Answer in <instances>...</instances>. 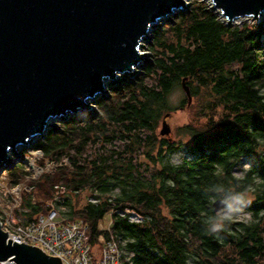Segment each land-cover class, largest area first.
I'll list each match as a JSON object with an SVG mask.
<instances>
[{
	"label": "trees",
	"instance_id": "16d2710c",
	"mask_svg": "<svg viewBox=\"0 0 264 264\" xmlns=\"http://www.w3.org/2000/svg\"><path fill=\"white\" fill-rule=\"evenodd\" d=\"M149 46L152 61L99 98L98 116L68 118L38 140L56 166L28 179L17 214L35 220L64 188L58 201L68 218L88 221L94 246L111 214L126 250L121 264H264V21L228 24L206 1H194L155 29ZM184 78L193 107L177 128L185 141L158 131L167 112L168 119L188 107ZM177 88L179 104L171 100ZM89 144L99 148L88 152ZM182 148L188 155L173 161ZM66 154L70 165L61 161ZM143 164L153 167L149 176ZM28 173L17 163L10 182ZM219 197L237 198L250 216H221L213 205Z\"/></svg>",
	"mask_w": 264,
	"mask_h": 264
},
{
	"label": "water",
	"instance_id": "95a60500",
	"mask_svg": "<svg viewBox=\"0 0 264 264\" xmlns=\"http://www.w3.org/2000/svg\"><path fill=\"white\" fill-rule=\"evenodd\" d=\"M190 3L0 0V172L24 160L19 144L27 146L33 137L46 136L53 124L49 118L64 121L84 112L92 107L91 99L96 103L99 96L111 93L107 81L116 85L122 80L120 73L136 74L138 67L149 63L143 41L153 37V25L188 10ZM210 4L220 9L228 24L239 17L260 21L264 16V0H211ZM185 80L189 105L192 94ZM170 114L164 115L162 135L172 133ZM226 204L222 197L213 202L215 210ZM0 260L63 264L59 256L14 238L1 222Z\"/></svg>",
	"mask_w": 264,
	"mask_h": 264
},
{
	"label": "built area",
	"instance_id": "2783aa9c",
	"mask_svg": "<svg viewBox=\"0 0 264 264\" xmlns=\"http://www.w3.org/2000/svg\"><path fill=\"white\" fill-rule=\"evenodd\" d=\"M36 141V140H35ZM38 141V139H37ZM38 158L35 156L34 145L31 146V153L26 152L23 159L29 161L30 168L27 176L38 177L45 167L53 170L56 163L49 158H44L43 150ZM36 148V147H35ZM32 154H34L32 156ZM43 156V164L39 163ZM28 168V167H27ZM34 170L38 174H34ZM48 171V169H46ZM3 183L1 188L5 189L4 194L10 195V200L4 206L0 204V222L5 231H9L14 238H19L24 242L40 247L44 252L52 256H59L63 264H121L126 250L121 245V239L112 230V218L107 224L100 222L101 228L107 232L99 235V247L91 242V233L88 221L83 218H68L65 214L67 205L59 202V196L53 198L48 205L47 211L40 212L35 220L24 222L19 219L17 209L22 205L23 192L28 186L25 182L13 183L9 186ZM132 218L142 220L141 215L134 214ZM0 264H4L0 260Z\"/></svg>",
	"mask_w": 264,
	"mask_h": 264
},
{
	"label": "rangeland",
	"instance_id": "374dc122",
	"mask_svg": "<svg viewBox=\"0 0 264 264\" xmlns=\"http://www.w3.org/2000/svg\"><path fill=\"white\" fill-rule=\"evenodd\" d=\"M190 1L191 5L193 4L194 1H200V0H188ZM201 1H206V3L208 4V7L211 8L212 10H214L218 15L219 17L224 20V18L220 15V13L218 12V9H213L211 7V4H210V1L209 0H201ZM190 5V6H191ZM189 10V9H188ZM187 11V10H186ZM185 11H179L178 14L176 15H171L168 19H163L162 21L159 22V24L152 30V33H154L155 29L157 28H160L164 23H168V22H172L174 21L175 18H177L180 13H183ZM245 21H249V22H260V21H264V17H262V19H260V21H255V20H252L248 17H243V19L241 20H236L234 21L232 24H242L243 22ZM154 36V35H153ZM152 38L153 37H150L148 39H146L144 41V50H146V53L148 54V57L150 58V61H152V53H151V50H150V44H151V41H152ZM144 67H138V72L136 73L135 77H132V78H127L128 80H133L135 79L143 70ZM107 87L113 89L115 87H112L109 82L107 81ZM112 91V90H111ZM112 93V92H111ZM108 94L106 96H103V97H100V98H107L112 95V94ZM183 97V91L180 89V88H177L172 94H171V100L173 103L175 104H179L180 100L182 99ZM99 100V98L97 99V101ZM192 102L188 105L187 109H179L177 111H174L172 116L168 118V121L171 123L172 125V134L173 136H175L176 138H182L184 141L187 140V136H185L184 133H181L177 130L178 126H181L183 125L184 123H186L188 120H191L192 118V112L191 110H193V107L191 106ZM92 106H94V109H92L91 111H84L82 114H78V115H71L69 116L68 118L70 119L71 117H77V116H82V117H85L87 119H91L93 116L96 117L98 116V114H100V107L98 105V103L94 102L92 104ZM171 115V114H170ZM80 116V117H81ZM67 118V119H68ZM195 120V119H194ZM65 121V120H64ZM62 121L61 119H55L54 122L56 123L55 125V128H58V127H61L62 126V123L64 122ZM162 120H160V123H159V126H158V131H160L161 127H162ZM55 128H53L52 126H50L48 128V130L50 129H53V130H56ZM161 135V134H160ZM43 137L42 136H37V139H42ZM34 142V144H32V146L34 145V150H37L38 149V145L36 144L38 141ZM121 145V142H113L112 145H108V147H119ZM36 147V148H35ZM99 148V145H92V144H89V151H92V153L95 152V149ZM22 153L25 154L26 152H30L31 153V146H23L22 148H20ZM25 150V151H24ZM41 152H38V150L36 151V154L35 156L38 158V156L40 155ZM43 153V152H42ZM34 154H32L33 156ZM188 155V152H186V150L184 148L178 150L176 153H174V155L172 156V160L175 161V162H179L182 158H184L185 156ZM15 157V156H14ZM23 157V155H22ZM32 157H28L27 158V163L25 162V160L23 161H20L18 163H24V168L27 169V170H32L30 168V165H29V161ZM41 159H39V163L40 164H43V161L41 163V160L43 159V156L40 157ZM143 159V156L140 157V160ZM63 163L67 164V165H70L71 164V159H70V156L68 154L64 155L62 160H61ZM142 170H143V174L145 176H149V174H151V169H153L152 166H149L147 167V164H143L142 165ZM28 167V168H27ZM50 169H52L53 165L51 164L50 166ZM46 169H48L50 171L49 168L45 167L44 171H46ZM42 171L41 173H39L40 175L44 172ZM238 172H241V170H239ZM33 174V173H32ZM32 174L30 176H32ZM34 174H38L36 170H34ZM39 175V176H40ZM30 176H27L26 179H24L22 182H25V183H28V179L30 178ZM7 183L9 186H11L13 183L10 182V178H9V169H6V170H3L2 172H0V204L1 206H4L6 203L9 202L10 200V195H6L4 194L5 192V189L1 188L3 186V183ZM29 188V186H26V190ZM24 190V192L26 191ZM64 188H61L59 191H56L55 193L57 194L55 197L59 196V193H61V191H63ZM24 192H23V197H22V202H23V199H24ZM86 192H84L83 194L79 195L78 197L75 198L76 202L78 205H82L84 204L86 201H87V197H86ZM40 200H42L43 198L42 197H39ZM227 204L219 211V214L221 216H225V215H228V216H232V217H237V218H247L250 216V212L249 211H246V210H243L241 209V207L238 205V199L237 198H233V199H230V197H227ZM51 200H54L53 198H47L46 199V202L47 204L51 201ZM22 206V205H21ZM21 206L19 208H21ZM68 210V207L67 209ZM110 216L111 214L110 213H107L106 216L104 217V219L102 220V222H104V224H107L109 219H110ZM19 219L21 218L19 215H18ZM23 218V217H22ZM96 247H99L98 245Z\"/></svg>",
	"mask_w": 264,
	"mask_h": 264
},
{
	"label": "bare ground",
	"instance_id": "6f19581e",
	"mask_svg": "<svg viewBox=\"0 0 264 264\" xmlns=\"http://www.w3.org/2000/svg\"><path fill=\"white\" fill-rule=\"evenodd\" d=\"M210 1V3H211V0H209ZM219 11H220V9H218ZM264 17V16H263ZM241 19H243V17H239V18H235V20H233V22L234 21H236V20H241ZM262 19V18H261ZM159 24V21L158 22H156L154 25H153V27H152V29H154L155 28V26H157ZM151 30V29H150ZM143 44H144V41H143ZM147 54V53H146ZM147 56H148V54H147ZM120 75H121V82H119V83H117L116 85H111L112 87H115V86H118V85H122L124 82H126V81H128V77L129 78H132V77H135V75L136 74H132L131 72L130 73H126V74H124V73H120ZM127 77V78H126ZM109 90H110V87H109ZM100 97H103V95H101V96H99L98 98H100ZM97 98V99H98ZM90 102H91V105L94 103V99H91L90 100ZM92 109H94V106H92V107H90V108H86L85 109V111H91ZM83 112H81V113H79V114H82ZM49 121H50V123H53V124H56L55 122H54V118L53 117H51V118H49ZM53 124H50V126H55V125H53ZM33 138H35V137H33ZM31 139L30 141H29V143H28V145L27 146H32V144H34V142H35V140L36 139ZM23 147V145H18V148H19V150H20V148H22ZM10 154L11 155H13V153H12V151L10 150ZM8 261H3V263L4 264H6Z\"/></svg>",
	"mask_w": 264,
	"mask_h": 264
}]
</instances>
